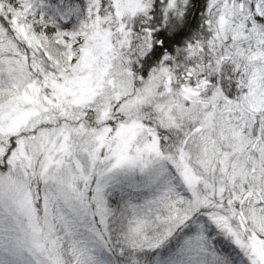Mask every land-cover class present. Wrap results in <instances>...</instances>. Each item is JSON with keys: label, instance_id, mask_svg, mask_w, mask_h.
Here are the masks:
<instances>
[{"label": "snow or ice", "instance_id": "6c2138e0", "mask_svg": "<svg viewBox=\"0 0 264 264\" xmlns=\"http://www.w3.org/2000/svg\"><path fill=\"white\" fill-rule=\"evenodd\" d=\"M0 264H264V0H0Z\"/></svg>", "mask_w": 264, "mask_h": 264}]
</instances>
